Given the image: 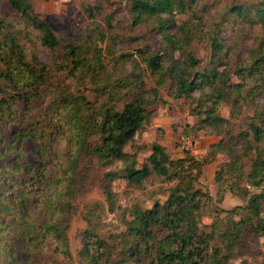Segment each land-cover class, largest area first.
<instances>
[{
	"label": "trees",
	"instance_id": "1",
	"mask_svg": "<svg viewBox=\"0 0 264 264\" xmlns=\"http://www.w3.org/2000/svg\"><path fill=\"white\" fill-rule=\"evenodd\" d=\"M8 2L22 21L0 17V264H73L68 232L82 193L80 173L94 164L120 165L103 180L111 210L116 208L115 182L141 190L155 177L173 186L161 193L164 201L151 207L134 202L124 208L125 230L111 242L103 239L89 214L78 251L88 264H233L251 228L264 237V0L251 8H230L207 33L196 29L179 37L173 30L174 13L186 12L199 0H125L132 27L159 18V49H137L157 86L171 82V98L192 99L199 129L221 136L204 157L185 151L176 158L159 143H137L152 116L148 107L160 100L159 93L154 89L145 98L137 91L138 77L131 81L108 75L109 60L100 47L108 37L102 35L101 43L92 36L83 43H63L33 14L30 0ZM101 10L86 8L91 18ZM230 15L261 29L263 35L247 57H234L236 51L221 36ZM106 23L114 40L126 35L116 34L119 24L129 27L114 14ZM34 33L43 48L53 53L63 48L54 70L38 53L29 52ZM70 79L75 88L67 85ZM89 83L95 89L82 92ZM90 90L103 99L100 104L91 101ZM132 91L138 92V101L120 106L123 94ZM225 103L251 110L247 131L235 133V125L221 116L219 107ZM145 152L149 155L142 157ZM220 156L229 161L216 171L217 194L230 192L247 205L222 211L204 224L202 211L212 197L197 185L204 168ZM246 159L252 161L249 169ZM250 187L262 192L252 193Z\"/></svg>",
	"mask_w": 264,
	"mask_h": 264
},
{
	"label": "rangeland",
	"instance_id": "2",
	"mask_svg": "<svg viewBox=\"0 0 264 264\" xmlns=\"http://www.w3.org/2000/svg\"><path fill=\"white\" fill-rule=\"evenodd\" d=\"M30 1L33 4V14L46 21L56 37L63 43H83L87 36H92L95 42L101 43L103 42L102 35L108 37V41L100 44V47H102L104 58L109 60L108 75L112 79L128 77L132 81L133 78L138 77L139 88L137 91L141 92V95L145 98H151L152 90L156 89L158 91L160 100L153 106L148 107V110L152 111V116L149 124L145 125L139 132L137 136L138 144L151 146L153 143H159L166 148L172 157L176 158L185 152L182 149L181 141L182 137H186L193 142V150L190 151V154L204 157L209 152L211 145L221 139V136L211 130L199 129L197 116L194 115L195 105L192 103V99L176 100L171 98L169 95L174 89L171 82H168L164 87H158L157 79L146 70V66L142 63L141 56L137 52L139 47L142 48L147 45L155 51L159 49L161 36L155 29L159 18L149 19L144 25L132 27L131 19L126 15L127 11L124 8L125 0ZM259 1L199 0L195 5L190 4V8L186 12L176 11L174 13V25H176V28L173 30H176L178 37L196 29L207 33L214 24L221 22V16L230 8L234 6L251 8L257 5ZM89 6H99L102 10L96 13L94 18H91L86 12V8ZM111 14H114L117 18L122 17V21L129 25L126 28L123 24H119L120 29L116 30V34L124 32L126 35H121L117 40L112 39L111 29L106 23V18ZM0 17L6 18L14 24H21L22 21L20 15L11 9L8 0H0ZM228 21H230V24L225 27V32L221 33V36L226 38L224 40L225 45L236 51L234 57H237V55L247 57L249 49L255 46L258 39L262 37L261 29L252 27V25L247 26L242 22V19H235L233 15L229 16ZM21 28H23L22 25ZM32 37L34 38V43L28 46L29 52L38 53L43 62L54 70L62 62L63 48H59L57 52L53 53L41 46L37 33H34ZM199 48L203 49V46ZM124 52L131 53L130 55L132 56L121 57ZM202 56L206 57V53L203 52ZM133 58L137 62H132ZM67 85L76 87L75 83L72 84L71 79L67 81ZM89 85L88 88L82 87L81 91L95 89L93 84L89 83ZM138 92L132 91L128 94H123L119 105L123 106L125 102H137ZM88 95L91 101L97 105L103 101L93 90H90ZM48 104L49 102L45 105ZM219 110L221 116L229 119L235 125V133L242 129H247L248 117L252 116L249 108L241 107L240 110H235L232 104L225 103L220 105ZM127 150L132 152L130 148ZM239 151H241L240 147ZM148 155L149 153L145 152L142 157ZM228 161L229 159L226 157L220 156L215 163L207 165L197 185L198 188L208 192L212 197L202 211L204 224H211L222 211L233 210L238 206L245 207L247 205L241 198L230 192L217 194L216 171L220 169V165ZM245 163L246 168L249 169L252 161L246 159ZM119 167L101 168L94 164L90 170L86 171L83 168L80 173L84 179L82 182V193L76 202V214L72 218L68 232L73 264H88L87 261L80 259L78 251L82 247L81 232L88 226L86 217L89 214V218H91L95 224L93 225L98 229L103 239L111 242L125 230L121 222L124 208L130 207L134 202H141L145 207H151L156 200L164 201L165 197L161 193L173 186L172 183H162L155 177L148 180L141 190L131 189L124 183L115 182L116 208L111 210L103 193V180L105 173L118 170ZM250 191L252 193H261L262 188L250 187ZM246 215L247 213H244L239 219L245 218ZM236 252L237 254L232 260L233 264H264V237L251 228L244 235V239L240 246L237 247Z\"/></svg>",
	"mask_w": 264,
	"mask_h": 264
},
{
	"label": "built area",
	"instance_id": "3",
	"mask_svg": "<svg viewBox=\"0 0 264 264\" xmlns=\"http://www.w3.org/2000/svg\"><path fill=\"white\" fill-rule=\"evenodd\" d=\"M182 141H181V145H182V149L186 152H190L193 149V142L190 141L188 138L186 137H182Z\"/></svg>",
	"mask_w": 264,
	"mask_h": 264
}]
</instances>
